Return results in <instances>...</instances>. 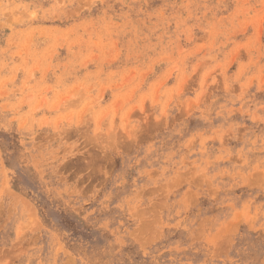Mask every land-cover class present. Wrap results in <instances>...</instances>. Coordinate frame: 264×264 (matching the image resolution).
<instances>
[{
	"label": "rangeland",
	"instance_id": "rangeland-1",
	"mask_svg": "<svg viewBox=\"0 0 264 264\" xmlns=\"http://www.w3.org/2000/svg\"><path fill=\"white\" fill-rule=\"evenodd\" d=\"M0 264H264V0H0Z\"/></svg>",
	"mask_w": 264,
	"mask_h": 264
},
{
	"label": "bare ground",
	"instance_id": "bare-ground-1",
	"mask_svg": "<svg viewBox=\"0 0 264 264\" xmlns=\"http://www.w3.org/2000/svg\"><path fill=\"white\" fill-rule=\"evenodd\" d=\"M102 47V46H101Z\"/></svg>",
	"mask_w": 264,
	"mask_h": 264
}]
</instances>
